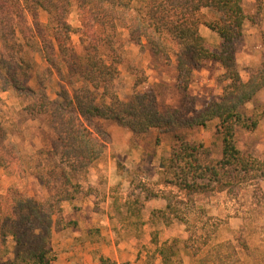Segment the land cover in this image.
<instances>
[{
    "label": "trees",
    "instance_id": "16d2710c",
    "mask_svg": "<svg viewBox=\"0 0 264 264\" xmlns=\"http://www.w3.org/2000/svg\"><path fill=\"white\" fill-rule=\"evenodd\" d=\"M73 5L81 12L78 30L68 23ZM0 10L13 19V34L14 29L23 34L22 22L27 16L31 18L46 62L58 72L65 66L67 74L63 79L72 88L71 93L63 90L58 101H51L44 91L26 87L28 63L21 54V44H14V50L5 38H0V93L10 90L20 98L30 99L25 107L27 113L47 116L52 132L49 142L46 140L48 143L38 152L34 174L48 191V197L40 201L16 188H10L4 196L0 193V264H53L51 240L59 230L62 204L72 203L81 194L80 180L105 154V144L93 136L88 125L94 119L112 120L134 134L205 128L216 121L215 134L221 145L219 159L212 158L203 143L180 141L161 164L163 183L177 189L188 201L197 195L223 192L264 179V160L240 151L235 138L238 128L254 129L264 114L248 123L241 112L264 87V53L262 62L250 71L247 80L239 74L236 47L249 20L244 0H0ZM40 12L47 14L45 23L40 20ZM0 24L10 27L1 16ZM200 25L218 35V46L206 44L198 31ZM120 30L151 55L174 59L178 89L184 98L182 107L161 105L153 91L133 94L127 101L118 98L113 83L121 64ZM76 32L83 50L80 55L72 43ZM262 42L264 49V33ZM205 61L219 65L223 71L220 80L225 85L218 100L209 101L196 112L189 107L188 87L192 72ZM5 134L0 125L3 170L17 160L4 143ZM156 197L150 193L144 198ZM122 206L127 218L141 219L143 203L139 198H129ZM166 207L171 214L177 212L169 204ZM164 213L152 212V216L162 217ZM207 237L202 234L197 241L200 239L205 245ZM188 240L196 242L191 237ZM188 240L184 250L189 248ZM151 243L162 264H182L179 250L175 249L178 242L160 244L154 234ZM243 248L247 249L245 245ZM98 264L117 263L99 256Z\"/></svg>",
    "mask_w": 264,
    "mask_h": 264
},
{
    "label": "rangeland",
    "instance_id": "374dc122",
    "mask_svg": "<svg viewBox=\"0 0 264 264\" xmlns=\"http://www.w3.org/2000/svg\"><path fill=\"white\" fill-rule=\"evenodd\" d=\"M251 3L254 4L253 8L250 7ZM245 6L249 20L245 22L243 38L236 47V60L243 80H247L250 71L262 62L264 53V32L257 35L254 42L249 31L259 22L260 14L264 17V0H245ZM204 12L210 18L207 11ZM0 14L10 23V27L0 24V38H5L14 50H17L14 44H21V54L27 60L25 86L35 92L44 91L51 101H58L63 90L71 93L72 88L63 79L67 74L66 67L62 65L58 72L48 65L41 45L34 36L31 18L27 16L22 22L23 34L16 29L13 34L10 31L13 19L4 10H0ZM47 18L46 13L40 12L42 23ZM80 20L81 12L73 5L68 23L78 30ZM118 37L122 43L119 49L121 64L113 83L118 98L127 101L133 94L153 91L161 105L182 107L184 98L178 89L174 59L151 55L147 48L131 41L126 31H118ZM72 43L76 52L82 54L77 32L72 35ZM249 45L251 47L246 49ZM250 49L257 50V55L252 57V61H247L246 53ZM222 72L213 61L203 62L200 68L192 72L188 87L191 100L189 107L197 112L209 101L220 98L225 85L220 80ZM29 100L18 97L10 90L0 93V125L6 133L4 143L17 156L9 169H0V193L4 196L10 188H16L25 196L43 201L49 194L34 176L35 163L39 160L38 152L49 142L52 132L47 116H31L27 113L25 107ZM241 112L249 120L248 123L256 120L264 112V96L257 93L253 101L241 108ZM88 125L93 136L105 144V154L89 168L85 179L80 180L81 194L98 190L99 199L94 205L95 210H101L108 194L109 205L116 217L115 224H118L112 230L114 239L138 241L143 247V252L124 259L142 262V255L144 264H162L160 257L154 256L155 246L151 240L155 234L160 244L178 242L175 249L179 250L180 260L184 264H238L240 258L247 256L246 253L251 260L246 264H261L264 261L255 257L264 252V179L235 185L223 192L197 195L190 201L162 181L164 167L161 164L179 146L180 141L203 143L210 149L212 158H220L221 145L215 134L216 121L208 123L205 128H175L166 133L150 130L144 134H134L112 120L94 119ZM235 138L240 151L264 160V114L254 129L238 128ZM89 182H96V187H91ZM150 193L158 197L145 199ZM135 197L143 203L139 220L127 218L122 206L125 200ZM168 204L176 208L177 212L169 213ZM157 211L165 212L164 216H152V212ZM63 214L59 220V230L67 224ZM233 226L236 229H232ZM202 234L208 235L205 245H202L204 241H197ZM88 237L92 240L102 239L95 229L90 231ZM190 237L196 242L188 240ZM187 240L189 248L184 250ZM244 245L247 249L243 248ZM99 254L100 251H97L93 259H97ZM89 261L94 264V260ZM172 261L176 262V259ZM118 264H122L121 259Z\"/></svg>",
    "mask_w": 264,
    "mask_h": 264
},
{
    "label": "crops",
    "instance_id": "0c3cea01",
    "mask_svg": "<svg viewBox=\"0 0 264 264\" xmlns=\"http://www.w3.org/2000/svg\"><path fill=\"white\" fill-rule=\"evenodd\" d=\"M251 4L252 6L250 7L253 8L254 4ZM244 8H246L245 0ZM198 31L200 36L205 39L208 46L213 47L220 44L221 40L218 35L209 30L207 27L200 25ZM249 31L253 35V40H256L257 35L260 36L261 32H264V17L262 14H260L259 22L254 24ZM249 47L251 46H247L246 49H249ZM246 49L244 51H246ZM250 50H248L250 53H248V51L246 53V57L248 59L247 61H252V57L257 55V50ZM258 95L264 96V87L258 92ZM97 167H99V164ZM89 183L91 187L96 185V182ZM97 193L98 190H90L87 193H82L72 203L62 204V210L64 212L63 215L67 224L64 228L62 227L57 232L53 233L52 249L55 255L53 264H90L91 261L89 260H94V264H98V258L93 259L95 258L94 256L97 254V251H100L98 257L103 256L109 258L117 264L120 259L122 260V264H125L124 261L127 264H144L145 258L142 255H140L142 262L141 260L131 261L130 258L124 259V257L127 256L131 257L134 253L137 255L139 252H143L141 251L143 247L138 243V241L127 242L114 239L112 230L116 229L118 224H115L114 218L116 217L109 205V196L107 194L106 203H104L101 210H95L93 209L94 205L99 199ZM92 229H95L98 233H100L102 238L101 240H92L88 237ZM232 229L236 228L233 226ZM87 253H89L88 257H86ZM246 255L247 256L244 258H240V262L238 264H246L245 262L251 261L247 253ZM154 256L158 257L155 253ZM255 257L262 258L264 260V252H260V254H257ZM208 264H214V262H210ZM261 264H264V261Z\"/></svg>",
    "mask_w": 264,
    "mask_h": 264
}]
</instances>
